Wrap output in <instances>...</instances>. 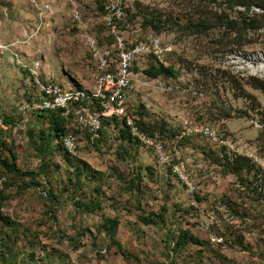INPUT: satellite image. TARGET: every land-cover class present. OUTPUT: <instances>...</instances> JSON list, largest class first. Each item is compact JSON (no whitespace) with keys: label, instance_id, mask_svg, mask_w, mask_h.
Masks as SVG:
<instances>
[{"label":"rangeland","instance_id":"obj_1","mask_svg":"<svg viewBox=\"0 0 264 264\" xmlns=\"http://www.w3.org/2000/svg\"><path fill=\"white\" fill-rule=\"evenodd\" d=\"M243 1L247 5H238V0H128L126 18L120 24L130 44L157 35L173 50L166 60L174 75L148 76L152 58L140 59L133 67L136 89L129 109L150 126L162 128L154 137L171 151L181 149L193 191L168 167L160 166L151 150L136 142L123 143L119 133L110 129L93 142L82 134L74 154L55 147L43 159L36 143L41 131L48 129V121L37 111L25 110L38 101L37 92L25 86L14 56L0 57V135L17 155V166L36 172L39 183L24 188L12 175L3 180L9 186L0 180L7 197L5 215L15 222L14 231L7 230L13 238L10 241L0 226V240L8 243L5 250L0 246V252H6L10 264H264V150L258 141L264 129L255 125L264 123V94L247 83L252 78L264 82V65L260 64L264 57L249 59L264 56V26L246 30L241 46L233 41L234 35L228 36L232 32L221 37L218 29L201 26L208 21L218 26L219 20L213 21L212 16L235 19L239 13L258 24L264 22V11L253 5L254 0ZM39 3L50 4L51 10L36 33L40 19L33 0H0V44L18 41L16 51L25 52L19 60L31 67L40 63L43 77L64 87L89 88L95 66L87 48L52 44L64 37L80 41L87 26L100 44L110 45L112 37L102 23L106 0ZM75 9L81 21L75 20ZM26 31L33 36L22 44ZM233 49L244 51L245 62L255 69L261 65V71L236 73L231 64L235 59L229 65L226 57ZM6 118L11 125H6ZM187 119L218 128L220 134L251 150L261 160L252 162L258 180L249 176L239 181L227 171L228 164L220 165L218 149L202 136L175 145V133ZM3 155L8 152L4 150ZM44 160L49 164L46 172L40 169ZM78 166L87 168L90 176H101L83 177V188L74 191L70 179ZM118 173L128 179L137 177L135 190L124 191ZM30 180L24 178L27 183ZM50 191L57 196L53 203ZM97 197L101 204L96 210L79 209L75 204L80 198L89 204ZM150 213L157 216L158 224L144 223ZM115 217L120 221L116 239L121 249L102 230L106 218ZM183 231H190L204 245L191 243L174 251L169 241Z\"/></svg>","mask_w":264,"mask_h":264},{"label":"built area","instance_id":"obj_2","mask_svg":"<svg viewBox=\"0 0 264 264\" xmlns=\"http://www.w3.org/2000/svg\"><path fill=\"white\" fill-rule=\"evenodd\" d=\"M33 4L39 13L40 23L35 30L38 33L43 27V17L51 10V6L48 3L40 4L39 0H33ZM128 9V0H106L102 23L112 37L113 42L110 45L100 44L98 39L88 31L87 26H83L82 42L95 66L94 81L89 88L64 87L43 77L40 63L37 62L31 67L19 60L20 54L16 51L18 41L0 44V57L14 56L17 64L28 73L24 78L25 86L35 89L39 96L38 101L28 104L25 110L37 112L61 110L63 117L72 118L71 125L78 133L70 132L63 138V145L69 154L76 152L78 139L82 134L89 136L93 142L100 137L105 119L114 118L123 124L139 144L152 151L160 166L168 167L179 182L189 191H193L195 186L189 176L186 162L182 160L181 149L175 147L174 151H171L163 141L142 131L137 123L138 118L129 109L131 94L136 89L132 76L133 67L140 59L151 57L158 65L169 66L166 57L173 50L165 46L161 37L157 35H151L136 44L128 43L120 31V24L125 20ZM74 18L81 21V14L77 9L74 10ZM32 36L26 31L22 44L28 43ZM226 57L230 59L227 61L229 65L231 60L235 59L231 64H234L233 69L236 73L246 70L256 73L261 71L258 67L264 65V61H261V65L256 68L257 71L253 65L245 62L248 55L239 49L227 51ZM263 57V55L249 56V59L252 62ZM261 72L264 73V71ZM255 125L257 128L264 129L263 122H256ZM1 127L3 124L0 119ZM198 135L218 149L222 167L233 164L239 158L261 162L251 150L220 134L218 128L194 120L187 119L183 122L182 129L176 133L173 143L177 145Z\"/></svg>","mask_w":264,"mask_h":264},{"label":"trees","instance_id":"obj_3","mask_svg":"<svg viewBox=\"0 0 264 264\" xmlns=\"http://www.w3.org/2000/svg\"><path fill=\"white\" fill-rule=\"evenodd\" d=\"M238 5H247L245 3V1L243 0H238ZM253 5L261 10L264 11V0H254ZM105 8V7H104ZM103 8V10H104ZM248 9H250L248 7ZM239 13V12H238ZM213 21L219 20L218 21V26H212V24L208 21L207 23L205 22L204 24L201 23V26L204 30H209V29H215L219 32H221V37H224L225 35H228L229 37L233 36V41L237 44V45H243V41H244V35L246 33V30L248 29H257L260 26H264V22H260L261 24L256 23V19H254L253 17H248L246 14H242L239 13L238 14V18L235 19H230L228 17L223 18V16H212L211 18ZM125 21V20H124ZM123 21V22H124ZM122 22V23H123ZM217 22V21H216ZM121 23V24H122ZM206 25V26H205ZM200 24L196 25V27H199ZM226 26V27H225ZM225 27V30L223 29ZM230 31V32H229ZM152 58V57H151ZM153 60V64H151V66L149 67L148 71H147V75L150 76L153 79H156L158 77H169L171 75H174V71L173 68L171 67V65L169 66H162V65H158L154 59ZM22 73H23V77H26L28 75V73L26 71H24L22 69ZM248 85H250L253 89L255 90H259L264 94V82L260 81L258 79H251L249 82H247ZM29 90L34 91L35 89L33 88H27ZM38 95V94H37ZM39 97V96H38ZM61 110H56V111H41L38 112V116L41 118H44L48 121V129L42 130L41 131V136L39 139V143L38 144V151H40V153L44 157H49L50 154H52V151L54 150V148H60L61 150H65V147L63 145V138L69 134L70 132H74V133H78L75 131V129L72 127V118H68V117H63L61 114ZM134 113V112H133ZM135 115V114H134ZM141 115V113H140ZM136 116V115H135ZM137 117V116H136ZM6 125H11V122H9L6 119H4ZM138 125L141 127L142 131H144L146 134H148L149 136L154 137L155 134H157L158 128H155V126H150V124H147V122H145L144 117L141 116L138 118L137 120ZM110 129L111 131H115L119 133L120 135V140H122V142H136L139 144V142L137 140H135L129 133V131L123 126V124L121 122H118L116 119L114 118H107L104 121L103 124V129L100 131V135L107 130ZM163 130L162 128L160 129ZM165 131V129H164ZM1 132V130H0ZM86 135V134H85ZM176 135V133H175ZM87 136V135H86ZM89 137V136H87ZM160 140V139H159ZM187 140V139H186ZM185 141V140H184ZM259 142H261V147L264 150V132L263 134L259 137L258 139ZM141 145V144H140ZM4 150H6L8 152V155L5 156L4 154ZM67 152V151H66ZM42 159V160H43ZM43 162V161H42ZM49 164L47 163L46 160H44V162L42 163V165L40 167L41 170L44 169V171L46 172L48 169ZM227 171L234 173L238 180L243 182L245 180H247V178L249 176L253 177L255 180H258V172L255 171V166L254 164L251 162V160L247 159V158H239L237 159L233 164H229L227 165ZM90 173L87 168H81V167H76V169L74 170V174H73V178L70 179V182L73 190L77 191V189L83 188L84 186V181H83V177L85 179L91 180L90 178L92 177V179H96V176L101 174L98 173H93L92 176H90ZM98 174V175H97ZM138 174H140V172H138ZM12 175L15 178H18V180L22 181V186L24 188H31L32 186L37 187L39 186V183L36 180V175L37 173L32 171V170H22L17 166V155L6 145V142L3 140L2 136L0 135V180L4 183L5 186H9V182L7 181H3L5 179V177ZM28 176L31 177V180L29 183L24 181V178ZM118 180L121 181V185L124 186V191L128 190V188L130 189V191L135 190V185L137 183V177L134 178H130L128 179L124 174L118 173ZM139 187V184H138ZM139 190V188H137ZM97 194L99 195L100 190L96 189ZM94 194L93 193V197L94 198ZM50 195V200L53 203V199L57 200V196L54 195V193L52 191L49 192ZM53 198V199H52ZM6 200L7 197L5 195V193L3 192V188H0V226L2 229H5L6 231H4L5 236H8L9 241L12 238L11 235L8 234L7 230H12L14 231L15 228V222L13 221V219L9 216L5 215V204H6ZM76 206L79 209H87L90 211V209H99L100 208V201H99V197H97V200L95 201L92 200L88 203H84L82 202L81 198L75 201ZM166 206H163V211H166ZM51 210V212H53V206H51L49 208ZM154 213H150L148 214V216H145V218H143L144 223L147 224H158V218ZM56 219V218H55ZM159 220H161V222L164 221L163 216L160 215L159 216ZM120 225V221L117 217L115 218H106V220L104 221V223L102 224V230L106 233V235L110 238L111 240V244H113L114 246H117L118 249H121L116 236H117V232H118V228ZM88 231V230H87ZM4 241L3 239L0 240V246H2V248H4V250L7 248L8 243L2 242ZM198 244V245H204V241L200 240L198 237H196L195 235H193L192 233H190V231H183L182 233H180L177 237L174 238V240H170L169 241V245L171 246L173 244V248L174 251H178L181 249H184V247L188 246L189 244ZM247 247V246H246ZM245 248V246H244ZM248 251H251L250 248H248ZM1 258H2V262L3 264H10L7 254L5 251H1ZM202 257V256H201ZM216 257L222 259V256H217ZM225 259V258H223Z\"/></svg>","mask_w":264,"mask_h":264},{"label":"crops","instance_id":"obj_4","mask_svg":"<svg viewBox=\"0 0 264 264\" xmlns=\"http://www.w3.org/2000/svg\"><path fill=\"white\" fill-rule=\"evenodd\" d=\"M43 28V27H42ZM107 45V44H104ZM42 46H46V45H42ZM52 46H84L83 42H82V35H81V40L77 41V40H71V38L69 37H64V38H58L57 40L55 39L54 43L52 44ZM19 54H24L25 52H22L21 48L20 51L18 50ZM27 52V51H26ZM25 78V77H24ZM46 78V77H45ZM50 79V78H49ZM60 84V83H59ZM93 84V82H92ZM92 84H90L89 87L92 86ZM70 88H83V87H77V86H70ZM115 132V131H113Z\"/></svg>","mask_w":264,"mask_h":264}]
</instances>
